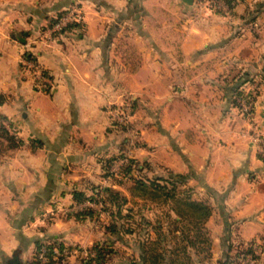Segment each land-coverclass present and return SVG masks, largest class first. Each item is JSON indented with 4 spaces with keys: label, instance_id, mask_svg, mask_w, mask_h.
Returning a JSON list of instances; mask_svg holds the SVG:
<instances>
[{
    "label": "crops",
    "instance_id": "obj_1",
    "mask_svg": "<svg viewBox=\"0 0 264 264\" xmlns=\"http://www.w3.org/2000/svg\"><path fill=\"white\" fill-rule=\"evenodd\" d=\"M260 1L222 14L200 0H0V125L16 130L14 140L0 131V264H42L43 246L115 240L105 220L81 215L87 200L77 196L130 193L134 172L130 183L113 174L128 155L140 175L183 179L213 206L208 222L244 241L264 237V150L253 140L257 126L264 138V41L246 38ZM76 4L85 21L43 40ZM23 56L51 73L53 90L36 86ZM245 75L262 80L253 124L235 105ZM126 101L133 121L116 128ZM115 249L103 264H131L130 248Z\"/></svg>",
    "mask_w": 264,
    "mask_h": 264
},
{
    "label": "rangeland",
    "instance_id": "obj_2",
    "mask_svg": "<svg viewBox=\"0 0 264 264\" xmlns=\"http://www.w3.org/2000/svg\"><path fill=\"white\" fill-rule=\"evenodd\" d=\"M263 1L261 0L260 7L258 9L259 14L257 15L256 12L254 14L249 15V18H252V20H256L257 17H260L259 20V27L258 29L254 28V30L248 31L249 34L244 35L247 39H252V37H256L259 39V41L262 43L264 41V11L263 9ZM237 4V0H200L199 5L205 9H209L213 12L221 11L222 14H226L225 12H230V10H233L234 6ZM256 9V10H257ZM230 16V15H229ZM254 36H253V34ZM244 78L241 79L244 81V83L240 87V92L244 93L243 91L248 90L251 91L253 88H256V92L258 91V87H261V78L259 77H250L246 78V75L243 76ZM251 93V92H250ZM259 94L257 95L258 98ZM240 95L236 96L235 99V105L236 108L239 111V114L251 122V124L256 123L254 122L257 119V113L256 109L254 110L253 114L246 115L242 113L240 110V105L238 104V98ZM130 111V112H129ZM115 122H116V128L123 126H129L133 121V108L129 101H126L125 104L121 107V109L115 111ZM130 113V117L125 122H120L118 120V117H123V115H126L127 113ZM132 113V114H131ZM254 127V125H253ZM255 130L263 136L261 132L260 127H255ZM254 136V135H253ZM133 137V135H132ZM135 161L134 164H136V167H133L132 172L125 177L123 174L124 169L128 167L130 164V161ZM114 164V176L116 180H123L129 182V178H133L132 184L135 183L136 179L145 178L153 181H157L161 184H168L171 185L173 182L176 183L180 188H187L185 187L184 183L185 181L183 179H179L177 177H174L172 175L158 177V176H152V177H146L143 175H140L139 173V165L138 162L131 158V155L126 156L125 158L115 159ZM138 167V168H137ZM134 172V174H133ZM133 174V175H131ZM131 175V176H130ZM129 182V183H130ZM123 187H121L122 189ZM127 188V185L124 187ZM118 191V190H117ZM120 194L125 197L128 202L124 205L122 208L123 212L122 214H128L130 212V209H132V213L134 215V218L127 219V218H120L118 217V214H115V216H112L113 212L117 211V207H114L112 209V212L110 211L107 213L106 211H103L102 205L98 203V207L94 210L97 215V220H105L107 224L112 225V223H117L118 229L120 230V235L115 234L116 239L110 242V244H103V243H93L87 246L79 247L78 245H65L62 249H69L74 250L75 252L70 254V257L68 258H78V260L81 262H84L83 264H87V259L85 256L79 254V251L81 250H95L97 253L98 251L94 247H100L102 249H113L112 253L108 255V258L116 257L118 252L115 251L116 247L118 248V251L120 250V253L123 254V251L128 252V250L125 249V247L128 249L130 248L131 254L122 255L124 257H129L131 264H133L134 260H137L136 254H141V249L143 247V243L148 241L149 239H158L160 236V232L164 233V235L168 236L167 240H163L161 244H159V247L162 248H175L179 241L174 238L172 231L176 229V226L174 224L173 218L176 217L174 212L169 209V206L165 205V203L162 201V199H153V198H147L143 195H140L139 193L133 194L131 191L130 193L125 190L120 191ZM129 193V195H128ZM92 195V194H91ZM139 195V196H138ZM104 194H101L100 197H103ZM94 208H87L84 210H89ZM115 209V211H113ZM216 210V209H215ZM214 212V211H213ZM221 211L217 210V216L218 214L221 215ZM104 214V215H103ZM173 218H172V217ZM216 216V217H217ZM144 218L148 219L150 221V224L146 223ZM115 221V222H114ZM162 228H158V227ZM234 230L233 225L231 226ZM205 228L209 232V236L212 240V247L209 250L206 248L207 244L200 245V247H203L204 249L201 251L199 255L195 256V264H264V237L260 239H251L248 241H244L243 239H239L237 237V234H235V230L233 233L227 230L226 227L225 230L220 229V225L218 223H215V221H207ZM231 229V228H230ZM122 231V232H121ZM219 231H222V236H216V234L219 233ZM179 235V232L177 233ZM60 249V248H58ZM194 252V251H193ZM114 254V255H113ZM228 254V255H227ZM110 256V257H109ZM228 256L230 257L229 260ZM65 258V259H68ZM99 258V256H98ZM123 258V257H122ZM119 257L118 260H115L113 264H120V261L125 259H122ZM128 258V259H129ZM118 261V262H117ZM128 261V260H127ZM166 263H168L166 261Z\"/></svg>",
    "mask_w": 264,
    "mask_h": 264
},
{
    "label": "trees",
    "instance_id": "obj_3",
    "mask_svg": "<svg viewBox=\"0 0 264 264\" xmlns=\"http://www.w3.org/2000/svg\"><path fill=\"white\" fill-rule=\"evenodd\" d=\"M0 131L11 140L15 139L12 133L3 125H0ZM134 163L135 161L131 160L128 167L124 169L123 174L125 177L127 175L129 176L133 167H136ZM131 191L133 194L139 193L147 198L162 199L165 205L169 206V209L172 210L176 216L174 218L171 216L174 224L177 225L176 229L172 231V234L174 238L179 241L178 245L172 249L159 247L158 245L161 244L163 240L168 239L167 235L160 232L158 239H149L143 243L140 254L142 264H195V256L199 255L204 249L200 247V245L204 243L207 244L206 248L209 250V254L211 253L212 240L205 225L213 214V206L208 200L195 198L191 189L180 188L174 182L171 185H165L145 178L136 179ZM101 194H104V196L100 197ZM77 199L79 201H97L102 205L103 211L107 213L110 211L112 212V209L117 207V211L113 212L112 216L118 214V217L127 218L128 220L134 218L132 209H130L128 214H122V208L128 200L117 190H98L94 191L90 196H85L82 193L78 194ZM113 211H115V209ZM94 213L95 211L93 209H89L82 212L81 215H94ZM144 220L146 223L150 224L148 219L144 218ZM117 223L118 222L112 223V225L108 226V229L112 234L118 233L117 235H120ZM158 228H162V226ZM178 232L179 235H177ZM48 248L50 249V260L48 264H52L56 260L65 259L64 257L56 258L54 255V246L49 245ZM59 248L62 249L61 246ZM94 248L98 251L99 264H103L108 255L113 251V249L104 250L97 246ZM229 259L230 257L228 256L227 260ZM166 261L168 263H166Z\"/></svg>",
    "mask_w": 264,
    "mask_h": 264
},
{
    "label": "built area",
    "instance_id": "obj_4",
    "mask_svg": "<svg viewBox=\"0 0 264 264\" xmlns=\"http://www.w3.org/2000/svg\"><path fill=\"white\" fill-rule=\"evenodd\" d=\"M84 21L85 16L83 9L77 4L73 5L69 7L62 15H60L53 22V24H51L44 30L41 38L48 42L57 41L71 25L82 23ZM21 64L25 71H29L34 75L37 87L53 90V88L55 87V81L51 73L40 62L35 60L33 57L30 58L27 56H23L21 59ZM243 92L244 93L241 92L240 97L237 100L238 104L240 105V110L246 115L253 114L254 110L256 109V88H253V90L251 91L245 90ZM129 112L126 115H123V117H118V120H120V122H125L130 117ZM1 123L9 132L16 134V130L11 127L6 121H2ZM253 140L259 145L261 149L264 150L263 136L255 131ZM97 207L98 203L96 201L87 200L84 203L83 209ZM74 252V250L69 249H54V255L56 256V258H68L70 257V254ZM79 254L85 256V258L87 259V264H99V255L95 250H81L79 251ZM49 256L50 249L46 246L41 247L38 252V260L42 264H48L50 260Z\"/></svg>",
    "mask_w": 264,
    "mask_h": 264
},
{
    "label": "water",
    "instance_id": "obj_5",
    "mask_svg": "<svg viewBox=\"0 0 264 264\" xmlns=\"http://www.w3.org/2000/svg\"><path fill=\"white\" fill-rule=\"evenodd\" d=\"M187 2H191L192 0H186Z\"/></svg>",
    "mask_w": 264,
    "mask_h": 264
}]
</instances>
